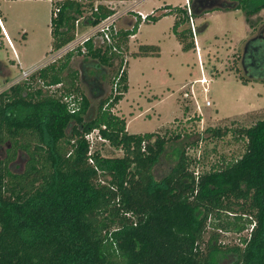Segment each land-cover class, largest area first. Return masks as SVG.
<instances>
[{
	"label": "trees",
	"instance_id": "trees-1",
	"mask_svg": "<svg viewBox=\"0 0 264 264\" xmlns=\"http://www.w3.org/2000/svg\"><path fill=\"white\" fill-rule=\"evenodd\" d=\"M52 3L51 50L56 51L73 40L76 20L86 7L92 10L94 0ZM251 3L189 0L183 7L165 5L148 20L175 13V33L189 48L193 42L187 38L194 35L189 9L193 18L238 8L251 16L264 9V3ZM98 4L92 24L114 12ZM138 28L139 21L132 29L119 28L114 41L120 51L91 39L85 52L70 50L62 61L0 92V143L6 145V156H0V264H223L221 255L227 254L232 258L226 264H264V118L235 129L246 141L238 158L196 173L178 149L177 166L157 180L153 167L181 134L170 128L130 133L124 115L111 111L129 88L123 51ZM158 52V45L141 44L131 53ZM81 54L90 61L77 69L71 60ZM241 65L244 82H264V29L246 41ZM106 68L115 75L111 98L105 96ZM56 84L61 87L50 88ZM71 94L82 98L75 112L64 101ZM91 99L97 100L95 112ZM232 131L228 126L205 130L217 138ZM105 142L123 154H103L97 145ZM20 155L25 164L15 170ZM220 212L233 213L234 226L243 223L239 232L248 229L240 241L223 243L216 231L205 240L208 220Z\"/></svg>",
	"mask_w": 264,
	"mask_h": 264
},
{
	"label": "rangeland",
	"instance_id": "rangeland-1",
	"mask_svg": "<svg viewBox=\"0 0 264 264\" xmlns=\"http://www.w3.org/2000/svg\"><path fill=\"white\" fill-rule=\"evenodd\" d=\"M98 1L103 0H94V3ZM132 1H125L117 9H122ZM140 1L137 0V4ZM188 3V0H142L137 8L148 13L158 9L159 13L164 11L162 7L165 5L183 7ZM262 3L264 0H252L251 4L258 6ZM0 4L5 14L2 20H7L5 26L8 37L14 41L19 53L16 58L0 27V66L8 76H0L2 92L8 90L23 71L31 67L36 70L56 60L62 61L64 56L51 59L55 53L51 50L50 18L53 3L50 0H0ZM84 13L89 15V7L85 8ZM175 19V13H166L156 21L141 22L136 37L129 39L123 54V67L129 74V88L120 104L111 110L126 116L130 133L164 132L170 128L174 133L181 134L178 141L167 144L153 167L157 180L177 166L178 149L185 151L191 159L190 168L196 173L209 170L219 162L238 158L245 150L246 141L235 133V129L248 127L264 118V82L251 79L244 82L240 78L245 76L241 65L245 43L264 29V9L251 16L238 8L214 10L194 17L196 29L193 32L195 35L191 34L187 38L188 42H193L189 48L184 47L175 33ZM182 27H188V24ZM82 30H85V25H82ZM197 39L205 47L202 55L198 53ZM150 43L160 45L159 55H132L131 52L138 51L141 44ZM71 61V65L78 69L90 58L81 54ZM88 71L99 72L93 67H88ZM203 75L208 79L207 84L197 80ZM114 76L113 70L108 68L103 77L106 97L111 98L116 92ZM80 86L81 91L88 95L85 84L81 83ZM208 101L210 104H207ZM91 102L95 112L97 100L91 99ZM227 126L233 131L221 138L211 137L205 132L208 127ZM97 148L106 155L123 154L107 142L98 144ZM0 156H6V145L1 143ZM24 164L25 160L20 155L13 168L19 170ZM233 215L228 212L212 215L208 220L205 240L216 231L223 243L240 241L241 235H246L248 229L239 232L237 227L243 223L238 221V226H234L236 220ZM248 225H251L250 222ZM231 258L228 254L221 255L220 260L226 264Z\"/></svg>",
	"mask_w": 264,
	"mask_h": 264
},
{
	"label": "built area",
	"instance_id": "built-area-1",
	"mask_svg": "<svg viewBox=\"0 0 264 264\" xmlns=\"http://www.w3.org/2000/svg\"><path fill=\"white\" fill-rule=\"evenodd\" d=\"M51 1H53V0H51ZM54 1H56V0H54ZM125 1H129V0H103V1H98L97 3H94V6H93L92 10H90V13L88 16H86V14L83 12V14L76 20V22H75V33H74L75 37L73 38V40H71L69 43H67L66 45H64L60 49L54 51L53 54L54 53L55 54H54V56L51 57V59L56 60L57 58L64 55L66 52H68L70 50H75L78 47H80L81 50L83 52H85L86 51L85 43L91 39H93V41L96 44L97 43L98 44L105 43V44L111 45L115 51H120L117 48L115 41H114V40H117L120 36L119 28H123L124 30L132 29L134 27V25L136 24V22L139 21V26H140L141 22L148 20V16L150 14H152V15L158 14V12L155 9H153L150 13H148V12L145 13V12L135 8L137 5V0H133L131 3H129L128 5L123 7L122 9H117V7L119 5L124 4ZM98 3H101L105 6H107L108 8L113 9L114 12L111 14H108L106 17L101 19L98 23L92 24L90 22L91 21L90 15L93 12L99 11V4ZM58 11H59V8L56 7L55 8V15H57ZM188 14H190L191 28L194 32L196 27H195V23L193 21V17L191 16V10L190 9L188 10ZM82 25H85V30H82ZM0 27H1L4 35L7 36L10 45L12 46V42L9 39V37H8V35L4 29L1 18H0ZM134 36H135V34H131L129 36V39L131 37H134ZM197 49H198V45H197ZM123 53H124V51H123ZM200 67H201V69L203 68L202 65H200ZM34 71H35L34 67H31L30 69L23 71L21 76L18 77L17 79H15L13 82L16 83L20 80L28 78V76ZM197 80L201 83H205V84L208 83V79L205 75L201 76ZM115 85H116V83L114 84V86ZM59 87H61V84L52 85L50 88L54 90V89L59 88ZM204 88H205V90H207V86H205ZM81 100H82V98L80 96L76 97L75 94L64 96V101L67 102L68 107L72 112L78 111L80 109ZM207 104H210V101H208ZM88 137L90 139L94 138L93 132L90 133L88 135Z\"/></svg>",
	"mask_w": 264,
	"mask_h": 264
},
{
	"label": "crops",
	"instance_id": "crops-1",
	"mask_svg": "<svg viewBox=\"0 0 264 264\" xmlns=\"http://www.w3.org/2000/svg\"><path fill=\"white\" fill-rule=\"evenodd\" d=\"M15 1H17V0H15ZM51 1V0H50ZM142 1V0H141ZM140 1V2H141ZM189 1V0H188ZM52 2V1H51ZM139 2V3H140ZM138 3V4H139ZM137 4V5H138ZM137 5H136V8H137ZM138 9V8H137ZM140 10V9H139ZM142 11V10H141ZM146 13V12H145ZM2 17H5V14H4V12H3V9H2V7H1V4H0V18H1V20H2ZM50 20H51V18H50ZM5 21H7V20H5ZM3 22V20H2V23H3V25H4V29H5V31H6V33H7V35L9 36V34H8V31H7V26H5L6 25V22ZM141 25V24H140ZM139 29V28H138ZM50 33H51V28H50ZM137 33V32H136ZM136 33H135V36H134V38L136 37ZM10 38V37H9ZM52 38V37H51ZM11 39V38H10ZM12 41V40H11ZM151 44V43H150ZM154 45H158V44H154ZM197 45H198V53L200 54V55H202V53L204 52V50H205V47H202L201 45H200V43H199V40L197 39ZM159 46V50H160V45H158ZM12 50H13V53H14V55H15V57L17 58V57H19V53L17 52V50H16V47H15V44H14V41H12ZM133 51H136V50H133ZM132 51V52H133ZM159 53L160 52H158V55H159ZM2 62V61H1ZM18 63H19V65L21 66V61H20V59L18 58ZM128 78H129V74H128ZM127 93V92H126ZM125 93V94H126ZM124 94V95H125ZM124 97V96H123ZM121 101V100H120ZM120 104V102L117 104V105H119ZM119 114V113H118ZM120 115V114H119ZM124 117L126 118V116L124 115ZM126 122H127V118H126ZM129 132V131H128Z\"/></svg>",
	"mask_w": 264,
	"mask_h": 264
},
{
	"label": "flooded vegetation",
	"instance_id": "flooded-vegetation-1",
	"mask_svg": "<svg viewBox=\"0 0 264 264\" xmlns=\"http://www.w3.org/2000/svg\"><path fill=\"white\" fill-rule=\"evenodd\" d=\"M0 65L2 66V62H1V61H0ZM1 66H0V76H1V77H4V78H7L8 76H7V74H5V72H4L3 68H1ZM10 72H11V71L8 70V73H9V74H10ZM9 74H8V75H9ZM4 75H5V76H4Z\"/></svg>",
	"mask_w": 264,
	"mask_h": 264
}]
</instances>
